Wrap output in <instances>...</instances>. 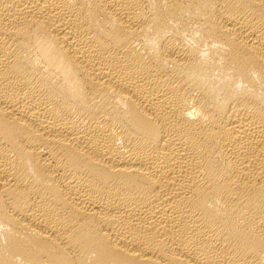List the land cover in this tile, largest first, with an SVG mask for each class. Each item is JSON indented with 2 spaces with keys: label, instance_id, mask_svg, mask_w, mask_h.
<instances>
[{
  "label": "bare ground",
  "instance_id": "6f19581e",
  "mask_svg": "<svg viewBox=\"0 0 264 264\" xmlns=\"http://www.w3.org/2000/svg\"><path fill=\"white\" fill-rule=\"evenodd\" d=\"M0 264H264V0H0Z\"/></svg>",
  "mask_w": 264,
  "mask_h": 264
}]
</instances>
